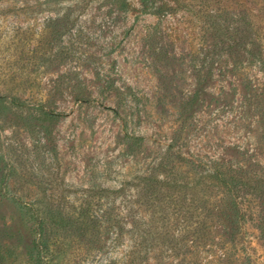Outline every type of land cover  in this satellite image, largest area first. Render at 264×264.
<instances>
[{
    "label": "rangeland",
    "instance_id": "obj_1",
    "mask_svg": "<svg viewBox=\"0 0 264 264\" xmlns=\"http://www.w3.org/2000/svg\"><path fill=\"white\" fill-rule=\"evenodd\" d=\"M154 1L0 0V264H264V0Z\"/></svg>",
    "mask_w": 264,
    "mask_h": 264
},
{
    "label": "trees",
    "instance_id": "obj_2",
    "mask_svg": "<svg viewBox=\"0 0 264 264\" xmlns=\"http://www.w3.org/2000/svg\"><path fill=\"white\" fill-rule=\"evenodd\" d=\"M126 1H124L123 8L126 5ZM142 5L143 8L150 13H155L158 14L160 11V7L157 8L156 3L154 0H142ZM260 41L258 43L259 46V53L256 57L257 62L260 65L261 71L264 72V36L259 37ZM222 167V166H221ZM224 167V166H223ZM214 180L217 181L218 185L224 189V192L227 194L228 198V203L227 205L232 206L233 209V216L236 222L241 223L244 221V214L240 209V203L238 202L240 196H238L239 192L243 190L244 188L251 187V179L250 178H245L243 176H240L239 174L235 172H227L226 170H223L222 168H215L212 170ZM258 180H255L258 187L256 188L257 193L260 190L261 194V200H264V179L262 178H257ZM262 188V189H261ZM79 225L83 226V228H79V231L81 233H77V239L82 240L83 238H86L88 236L87 233V223H90L88 219H79V222H77ZM94 225H99V223H93ZM40 226H42V223H40ZM79 227V226H78ZM237 227V225H236ZM262 232L264 233V229H261ZM116 235V238L119 237V235L114 231L113 233ZM56 245H54L55 247ZM34 248L36 249V259H35V264H57L56 263V257L59 256L62 253V247L58 246L56 250V253L51 249V246L46 244L45 241L42 239V235H39L38 239L35 241Z\"/></svg>",
    "mask_w": 264,
    "mask_h": 264
}]
</instances>
